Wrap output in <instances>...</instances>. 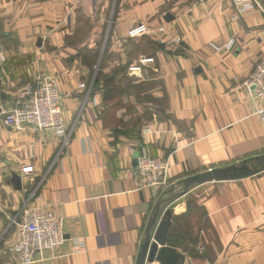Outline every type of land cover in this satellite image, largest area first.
Returning <instances> with one entry per match:
<instances>
[{
	"label": "crops",
	"instance_id": "1",
	"mask_svg": "<svg viewBox=\"0 0 264 264\" xmlns=\"http://www.w3.org/2000/svg\"><path fill=\"white\" fill-rule=\"evenodd\" d=\"M248 4L251 9H244ZM108 8L107 0H0V264H18L11 221L36 187L40 204L62 217L65 236L35 264H136L156 206L160 220L172 212L168 233H182L188 200L201 208L188 215V233L196 239L188 245L192 250L183 242L169 246L167 234V246L183 256L180 264H264V171L187 192L182 185L194 175L264 155V126L254 115L262 103L244 85L264 52V0H115L111 38L117 44L132 39L128 32L144 24L151 34L141 37L157 44L151 69L161 79L165 106L137 137L106 128L102 110L109 101L102 85L93 87L94 62L81 55L95 54L87 46L100 25L88 38L78 35H84L80 28L98 23ZM232 39L230 52L209 46ZM145 68L150 66L133 76L143 79ZM41 74L58 81L64 136L2 123L12 97ZM141 147L169 160L170 186L142 187L133 152ZM26 166L33 167L27 177L21 174Z\"/></svg>",
	"mask_w": 264,
	"mask_h": 264
},
{
	"label": "built area",
	"instance_id": "2",
	"mask_svg": "<svg viewBox=\"0 0 264 264\" xmlns=\"http://www.w3.org/2000/svg\"><path fill=\"white\" fill-rule=\"evenodd\" d=\"M255 6H259L256 2ZM244 9H251L248 4ZM150 29L139 24L128 32L129 38H138L149 35ZM158 33L166 35L165 28L159 27ZM176 41L175 44H179ZM170 43V41L168 42ZM235 40L227 44L218 45L210 42L209 46L217 52L233 50ZM4 57L0 50V64ZM244 85L252 89L254 99L262 103L256 109V115L264 126V52L261 54L255 67L248 75ZM83 87V85H81ZM62 97L58 81L49 75L37 76L35 85H30L15 95L10 108L3 116V125L9 129L29 127L42 132L56 130L62 135L64 120L61 110ZM148 131V130H147ZM64 136V135H62ZM136 154V174L143 188H161L170 186V162L168 159L152 157L144 147L133 150ZM33 167L21 169L23 176H30ZM37 188L30 191L28 197L12 219L11 225L17 230V240L11 252L17 258L18 264H35L45 252L55 251L64 242V221L52 209L40 204Z\"/></svg>",
	"mask_w": 264,
	"mask_h": 264
},
{
	"label": "rangeland",
	"instance_id": "3",
	"mask_svg": "<svg viewBox=\"0 0 264 264\" xmlns=\"http://www.w3.org/2000/svg\"><path fill=\"white\" fill-rule=\"evenodd\" d=\"M107 1L109 8L104 9L100 14L98 23L88 21L85 24V29H83V31L85 30L84 35L80 33L78 35L88 38L93 26L100 25L93 40L88 41L91 47L87 46L89 49H93L96 55L94 67L92 68L93 79L98 74H101L100 78L109 75L112 71L121 67L123 68L122 72H124L117 76L116 83L113 84L114 87L112 85L105 87L107 91L115 95V98L104 104L102 110L103 122L114 135L137 137L143 125L152 117V114L164 108L165 94L158 73L151 69L153 65L150 61L153 52L152 46L147 45L142 37L133 40L127 38L121 40L118 44L111 38L112 8L115 0ZM100 23H103V26ZM83 40L80 42H83ZM127 52H129L128 55ZM89 54L87 53V55ZM134 58H137L135 62L133 61ZM136 62L137 65H134ZM143 66H150V68L143 69V79H136L133 75H140V68ZM99 85L104 84L99 83ZM23 89L14 94L17 95ZM0 144L3 145L4 141ZM1 149L3 148L0 147V153L4 155Z\"/></svg>",
	"mask_w": 264,
	"mask_h": 264
},
{
	"label": "water",
	"instance_id": "4",
	"mask_svg": "<svg viewBox=\"0 0 264 264\" xmlns=\"http://www.w3.org/2000/svg\"><path fill=\"white\" fill-rule=\"evenodd\" d=\"M164 46V44H161L160 48L164 49ZM255 161L259 163L255 165ZM262 171H264V155L260 158L245 160L238 164L194 175L182 181V185L184 191L187 192L189 188L195 185L207 182L239 180L251 177ZM12 182L16 188H21V178L18 175H13ZM159 216L160 205L156 206L148 221L136 264L152 263L154 261L160 264H180L184 261L182 255L167 246V234L171 224L172 212L170 210L165 211L161 220Z\"/></svg>",
	"mask_w": 264,
	"mask_h": 264
},
{
	"label": "trees",
	"instance_id": "5",
	"mask_svg": "<svg viewBox=\"0 0 264 264\" xmlns=\"http://www.w3.org/2000/svg\"><path fill=\"white\" fill-rule=\"evenodd\" d=\"M80 30H83V27L80 28ZM142 39L145 40L147 45L152 46V48H154V47L157 48V44L154 41H152L146 37H143ZM136 50H138V49L136 48ZM81 55H82L83 60L88 61V63L90 61L94 62V59L96 58L95 54H93L91 57V54L87 55L84 52H82ZM122 73H124V72H122V70L120 68H118V69L112 71V73L109 75H105V76L100 78L101 74H98L95 77L93 87L98 88L99 86H101V85H99V83H101V82H102V84H104V85H102V87L104 89V96H105L106 101L112 100L113 98H115V95L113 93L107 91V89H105V87L107 88V86H111V85L114 87L113 84L116 83L117 76L122 74ZM187 207H188V213L182 218V220H180V224L184 225V226L181 225V227H183L182 228L183 232L181 233L180 230L178 231V230H174V228H172V230L168 233V245L171 247H174L175 245H179V244H181V242H183L182 244H187V247H185L184 249L190 251L192 249L190 247H188V245L191 243H194V242L196 243V239L192 238V236L190 237L191 232L188 233L189 232L188 228H190L189 227L190 219H189L188 215L192 210H197L199 212L201 208L196 204L195 200H188ZM174 221L177 222L178 219H175Z\"/></svg>",
	"mask_w": 264,
	"mask_h": 264
}]
</instances>
